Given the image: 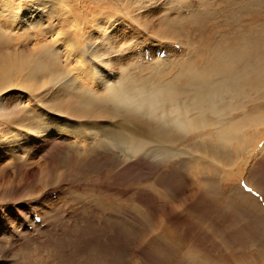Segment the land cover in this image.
Masks as SVG:
<instances>
[{"label":"rangeland","instance_id":"1","mask_svg":"<svg viewBox=\"0 0 264 264\" xmlns=\"http://www.w3.org/2000/svg\"><path fill=\"white\" fill-rule=\"evenodd\" d=\"M51 4L0 0V264H264V127L246 152L230 151L233 165L190 134L177 158L125 157L66 130H38L41 114L43 126L53 115L82 129L130 131L134 119L102 105L89 109L94 118L58 115L75 100L23 68L54 34L77 44L88 31L100 53L106 39L120 49L104 57L113 75L209 59L230 69L244 59L229 63L226 51L246 57L264 46V0L67 1L79 25Z\"/></svg>","mask_w":264,"mask_h":264},{"label":"bare ground","instance_id":"2","mask_svg":"<svg viewBox=\"0 0 264 264\" xmlns=\"http://www.w3.org/2000/svg\"><path fill=\"white\" fill-rule=\"evenodd\" d=\"M50 1L51 9H54L55 13L58 9H65L74 19L73 22L79 25L78 16L65 4L71 0ZM88 33L84 31L85 37L77 44L69 42L68 39H59V35H56L59 33L54 34L52 41L43 46L35 57L37 59L40 54L45 56L23 68L29 69L31 78L37 80L43 75L52 77V83L59 84L63 95L75 100L74 102L70 99L72 102L70 101L65 109L57 108L58 115L78 113L80 116L82 114L94 118L95 114L91 115L89 109L102 105L106 115L121 114L134 119L133 127L130 131L122 129V126L109 130L93 127L82 129L79 125L78 127L67 124L53 115L48 117L51 122L48 127L43 126L45 121H38L42 118L41 114L40 117H34V124L40 128L38 130H66L84 139H92L93 146L98 149L119 152L125 157L160 156L167 160L178 157L177 146L180 139L190 134L189 142H192L193 138L198 139L205 152L209 153L212 149L221 151L222 162H217L223 166L233 165L235 162L229 158L230 151L238 157L262 134L260 128L264 127L263 45L260 50H256V54L253 52L246 57L241 53L237 54L234 49H227L229 63L234 58V64L238 57L244 59L242 63L231 66L230 69L227 65L225 69L218 59H209L203 61V64L201 62L199 67L185 61L176 69H160V65L147 71L123 67L120 74L113 75L112 71H109L114 69L113 61L110 62L111 59L104 57L120 49L116 45L113 46L111 40L106 39V51L101 49L100 53L93 44H89L86 37ZM63 45L74 50L76 61L61 58L65 51ZM217 61L219 64L215 67L212 63ZM3 88L5 87L0 83V91ZM51 108L50 105L43 109V114Z\"/></svg>","mask_w":264,"mask_h":264}]
</instances>
